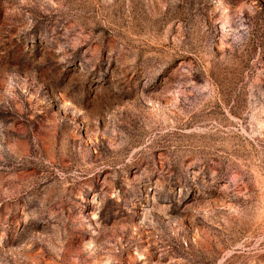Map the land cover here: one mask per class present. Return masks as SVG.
<instances>
[{"label":"rangeland","instance_id":"374dc122","mask_svg":"<svg viewBox=\"0 0 264 264\" xmlns=\"http://www.w3.org/2000/svg\"><path fill=\"white\" fill-rule=\"evenodd\" d=\"M0 264H264V0H0Z\"/></svg>","mask_w":264,"mask_h":264}]
</instances>
